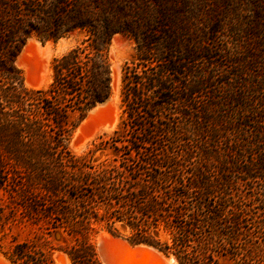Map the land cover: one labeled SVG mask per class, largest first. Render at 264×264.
<instances>
[{
    "label": "trees",
    "instance_id": "1",
    "mask_svg": "<svg viewBox=\"0 0 264 264\" xmlns=\"http://www.w3.org/2000/svg\"><path fill=\"white\" fill-rule=\"evenodd\" d=\"M199 11L190 0H0V227L42 232L14 241L13 263L54 264L57 249L72 264H103L95 235L121 226L179 264H264L261 84L243 76L247 52L224 95L204 94L216 81L208 67H220L208 66L205 29L218 16ZM76 32L82 39L52 58L51 82L25 86L16 58L27 40ZM116 34L136 43L122 68L124 116L78 154L72 133L113 94Z\"/></svg>",
    "mask_w": 264,
    "mask_h": 264
},
{
    "label": "rangeland",
    "instance_id": "2",
    "mask_svg": "<svg viewBox=\"0 0 264 264\" xmlns=\"http://www.w3.org/2000/svg\"><path fill=\"white\" fill-rule=\"evenodd\" d=\"M190 1L192 7L197 5L201 10L199 12L205 21L213 18L212 16H218L216 17L218 19L210 21L205 29L209 36L214 38V42H211L209 46L212 47L213 53L208 58V66L220 63L219 71L221 72L217 71L216 67H208V75L213 76L216 81H213V84L205 89L204 94L207 97L224 95L223 90L228 86V81L232 82L236 79V69L243 68L236 62L247 59L249 54L247 52H251L253 57L248 62L246 60L241 62L245 66L248 63L252 64L251 68H246L243 76L248 80H257L258 84H261L262 89L254 95L255 97L264 96V37L259 38L264 34V26L259 27L264 24V0ZM177 2L181 4L183 0H177ZM216 11H219L218 15H215ZM184 13L187 14V11ZM188 16L189 14L186 15V18ZM183 23L185 22H181V25ZM254 32H259L258 36H255ZM82 37L76 32L57 41L29 38L16 58V64L23 71L25 86L30 88L46 87L52 80V58L74 46ZM135 46L136 43L133 39L122 34H116L111 40L107 57L113 77V94L106 104L98 107L99 104L89 110L74 130L68 141V147L73 152L80 154L90 147L93 148V143H98L101 137L112 135L121 125L124 116L121 105L122 68L135 55ZM29 76L31 78L28 82L27 77ZM255 129V126L251 125L249 131ZM94 157L103 158L102 150H97ZM258 174L263 175L264 173L259 171ZM259 183H263V181L259 179ZM98 230L95 241L103 264H173L170 260L173 254H165L160 250H153L143 245L141 247L133 246L125 240L114 238L113 236H120L127 239L128 230L121 226H119L120 233L118 234L109 232L103 226ZM38 233L42 234L41 229L25 222L14 224L11 228L7 225L0 227V264H15L7 257L5 251L10 250L14 241L35 239ZM115 239L119 242V246L117 249H113V252L110 247L104 245ZM52 244H56V241L52 240ZM102 252L106 254L105 257ZM106 257L111 258V262H113L107 263ZM53 258L54 264H72L71 260L70 263H67L64 252L57 249L54 250ZM218 264H232V261L227 257H221Z\"/></svg>",
    "mask_w": 264,
    "mask_h": 264
},
{
    "label": "water",
    "instance_id": "3",
    "mask_svg": "<svg viewBox=\"0 0 264 264\" xmlns=\"http://www.w3.org/2000/svg\"><path fill=\"white\" fill-rule=\"evenodd\" d=\"M107 101V100H106ZM106 101H104V102H106ZM104 102H102V103H100V104H103ZM99 105V104H98ZM114 238H120V239H122V240H125V241H127L129 244H131V245H133V246H135V245H139V244H142V245H146V246H150V247H152V248H154V249H156V250H158L157 248H155L154 246H152V245H149V244H145V243H137V244H133V243H131L130 241H128L126 238H123V237H120V236H113ZM104 246H106V247H110V249H117L118 248V246H119V242L115 239V240H112V241H109V242H107ZM159 251V250H158ZM173 257H175L174 255H172Z\"/></svg>",
    "mask_w": 264,
    "mask_h": 264
},
{
    "label": "bare ground",
    "instance_id": "4",
    "mask_svg": "<svg viewBox=\"0 0 264 264\" xmlns=\"http://www.w3.org/2000/svg\"><path fill=\"white\" fill-rule=\"evenodd\" d=\"M43 67H44V66H43ZM44 69H45V68H44ZM31 76H32V75H31ZM29 78H31V77H30V76L27 77V81H28V82L30 81ZM107 102H108V101L104 102L103 104H106ZM101 105H102V104H100L98 107H100ZM101 236H102V235H101ZM106 236H107L108 238H110L108 235H105V237H106ZM103 237H104V236H103ZM103 239H104V238H103ZM101 241H102V240H101ZM135 246H138V247L140 246V247H141L142 244L135 245ZM143 246H146V245H143ZM146 247L151 248V249L154 250V248H152V247H150V246H146ZM155 250H156V249H155ZM112 251H113V250H112ZM112 251H110V252H112ZM113 252H114V251H113ZM118 252H119V251H118ZM102 253H103V252H102ZM103 254H104V253H103ZM162 254H163V253H162ZM105 255H106V254H104L103 256L105 257ZM139 255H140V254H139ZM65 256H66V255H65ZM112 256H113V253H112ZM116 256H117V255H116ZM113 257H114V256H113ZM162 257H163V255H162ZM165 257H166V256H164V258H165ZM102 258H103V257H102ZM66 259H67V261H68L67 263H70V260H69V258H68L67 256H66ZM105 259H107V260H106L107 263H109V261L111 262V258L106 257ZM165 259H166V258H165ZM167 259H168V257H167ZM113 260H114V259H113ZM170 260H171V262H173V264H179V263L177 262L176 258L173 257V256L170 258ZM165 261H167V260H165ZM112 262H113V261H112ZM112 262H111V263H112ZM104 263H105V262H104Z\"/></svg>",
    "mask_w": 264,
    "mask_h": 264
}]
</instances>
